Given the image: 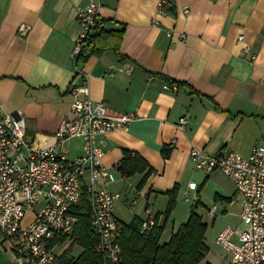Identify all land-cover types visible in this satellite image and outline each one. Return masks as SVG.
Instances as JSON below:
<instances>
[{"label":"crops","instance_id":"crops-1","mask_svg":"<svg viewBox=\"0 0 264 264\" xmlns=\"http://www.w3.org/2000/svg\"><path fill=\"white\" fill-rule=\"evenodd\" d=\"M99 1L103 32H120L121 38L99 44L108 48L85 61L89 97L134 117L127 131L113 130L104 145L102 162L115 176L106 189L119 195L114 214L122 224L156 214L160 222L168 193L176 189L159 244L186 222L197 200L201 215L215 205L211 224L218 211L238 217L241 200L231 179L220 170H195L189 153L198 147L246 156L264 145V0H166L165 14L155 0ZM86 3L0 0V107L23 120L26 139L38 146L52 145L70 114L68 88L80 81L70 51L77 10ZM22 23L30 25L24 36L17 33ZM181 118L186 123L179 129ZM66 145L70 157L82 153L79 138ZM124 150L146 167L123 176ZM192 181L195 189L188 188ZM89 183L86 175L83 186ZM32 216L27 213L23 224ZM72 241L70 235L53 242L56 264L66 263L62 256ZM11 246L0 233V264H22ZM70 250L73 258L82 252L78 245Z\"/></svg>","mask_w":264,"mask_h":264},{"label":"built area","instance_id":"built-area-1","mask_svg":"<svg viewBox=\"0 0 264 264\" xmlns=\"http://www.w3.org/2000/svg\"><path fill=\"white\" fill-rule=\"evenodd\" d=\"M155 1L157 11L165 14L166 0ZM100 5L99 0H87L77 10L78 33L70 61L80 81L69 85L70 114L58 125L53 144L43 147L29 142L23 120L0 107V233L12 241L22 264H56L52 244L70 236L77 222L70 209L80 200L86 175L90 181L84 185L91 199L90 225L97 237L95 251L106 261L119 260L122 223L113 212L119 195L106 189L115 176L102 160L106 137L113 130L127 131L134 117L89 97L83 67L93 54L94 36L105 26ZM29 30L30 25L24 23L17 27L20 36ZM237 40L242 42L243 35ZM243 49L246 51V46ZM185 123L181 118L177 127L182 129ZM75 138L81 140L82 153L70 157L66 143ZM189 157L197 171L220 170L239 193L244 228L227 227L215 239L228 254V264H264V145L253 146L246 156L228 149L207 153L192 147ZM95 181L101 186L96 187ZM188 188L195 189L196 183L189 182ZM215 208H209V213ZM27 213H32V219L23 224ZM152 225L153 219L146 220L142 229Z\"/></svg>","mask_w":264,"mask_h":264},{"label":"trees","instance_id":"trees-1","mask_svg":"<svg viewBox=\"0 0 264 264\" xmlns=\"http://www.w3.org/2000/svg\"><path fill=\"white\" fill-rule=\"evenodd\" d=\"M103 31L104 29L94 36L93 54L107 49V45L100 46L99 44L105 43L110 37L121 38L120 32ZM163 154L167 155L168 151L163 150ZM145 167L146 163L140 157L131 156V152L127 150L123 151V158L118 167L123 176H131ZM168 194L170 201L162 214L164 218L160 222L158 220L160 214H156L153 218V225L147 229H142L144 221L137 216L133 217L129 223L122 224V233L119 238V260L116 264H210L205 260L208 253V248L204 243L207 225L203 222L202 215L197 212L200 204L198 200L190 210L186 222L171 234L167 243L159 244V238L173 206L176 189ZM70 212L77 218L70 234L73 238L71 246H80L82 252L77 258H73L70 256L71 246H69L62 256V259L66 261L65 264H111L95 251L97 237L90 225L91 199L84 186L80 201L71 207Z\"/></svg>","mask_w":264,"mask_h":264},{"label":"rangeland","instance_id":"rangeland-1","mask_svg":"<svg viewBox=\"0 0 264 264\" xmlns=\"http://www.w3.org/2000/svg\"><path fill=\"white\" fill-rule=\"evenodd\" d=\"M203 198H206L208 200L209 197L207 195H204ZM191 202L190 204H192ZM200 208L204 210V208L200 206L198 207V210ZM202 216L204 220L208 223L204 235V243L208 248V253L205 260L210 264H228V254L216 244L215 239L218 233L227 227L242 230L244 226L242 224L240 215L238 217H227L224 214L222 215L221 211H218L215 215L216 219L212 224V217L209 213H204L202 214Z\"/></svg>","mask_w":264,"mask_h":264}]
</instances>
